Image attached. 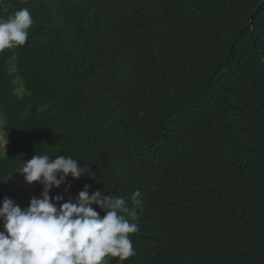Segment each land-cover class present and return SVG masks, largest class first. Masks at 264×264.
<instances>
[{
  "label": "trees",
  "instance_id": "obj_1",
  "mask_svg": "<svg viewBox=\"0 0 264 264\" xmlns=\"http://www.w3.org/2000/svg\"><path fill=\"white\" fill-rule=\"evenodd\" d=\"M22 8L28 40L0 52V206L41 198L16 187L24 163L71 156L89 174L50 197L88 185L137 213L135 255L106 264H264V0H2L0 18Z\"/></svg>",
  "mask_w": 264,
  "mask_h": 264
},
{
  "label": "clouds",
  "instance_id": "obj_2",
  "mask_svg": "<svg viewBox=\"0 0 264 264\" xmlns=\"http://www.w3.org/2000/svg\"><path fill=\"white\" fill-rule=\"evenodd\" d=\"M2 2V0H0ZM33 18L22 8L7 19L0 18V52L23 46ZM37 154L23 164L20 172L28 184L43 186L41 198L33 197L26 209L5 198L0 206V264H105L108 256L121 261L135 255L130 236L139 232L134 221L137 213L129 209L123 196L89 194V186L78 194L75 202L60 203L62 196L50 197L71 175L78 179L90 169L78 166L77 159ZM141 193L132 194L131 202L139 205ZM104 212L101 217L92 205ZM59 205V207H57ZM125 214L133 218H126Z\"/></svg>",
  "mask_w": 264,
  "mask_h": 264
},
{
  "label": "rangeland",
  "instance_id": "obj_3",
  "mask_svg": "<svg viewBox=\"0 0 264 264\" xmlns=\"http://www.w3.org/2000/svg\"><path fill=\"white\" fill-rule=\"evenodd\" d=\"M20 92H23V90L21 88H19ZM1 123H2V119H1V115H0V156L4 154V150H5V145H6V141L5 138L2 135V130H1ZM16 187L17 188H26L27 190H32L31 187L28 186V184L25 182L24 180V176L23 174H21L17 180H16ZM25 208H22V210ZM106 264V261H105Z\"/></svg>",
  "mask_w": 264,
  "mask_h": 264
}]
</instances>
